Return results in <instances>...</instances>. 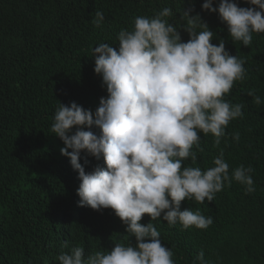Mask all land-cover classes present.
<instances>
[{
    "label": "trees",
    "instance_id": "trees-1",
    "mask_svg": "<svg viewBox=\"0 0 264 264\" xmlns=\"http://www.w3.org/2000/svg\"><path fill=\"white\" fill-rule=\"evenodd\" d=\"M218 2L213 0V6ZM236 2L250 6L247 0ZM202 3L0 0V264H59L56 258L70 247L82 246L86 258L116 243H135L114 210L78 205V172L61 154L63 142L51 125L60 103L75 101L94 111L100 97L107 96L94 72L92 49L102 42L118 48L119 32L132 30L136 16L152 17L164 8L172 10L165 19L177 27L183 42L189 39L184 11L191 8L190 15L202 19L197 31L206 23L213 31L211 43L222 39L246 69V78L235 81L224 97L243 105V117L229 122L218 147L212 134L199 133L203 152L194 145L196 163L189 158L182 167L206 170L223 149L230 174L240 165L253 169L255 191L247 193L233 181L211 202L182 201L181 210L199 209L212 217L207 229L150 221L148 214L141 223L154 224L162 243L171 248L174 264H193L200 252L209 264H264V103L255 104L248 94L251 90L264 101V32H253L250 46L234 42L218 13L202 10ZM97 11L104 14L99 27L93 23ZM237 132L239 141L232 138ZM84 158L82 152V164ZM87 159L85 171L91 172L98 165L95 157Z\"/></svg>",
    "mask_w": 264,
    "mask_h": 264
},
{
    "label": "clouds",
    "instance_id": "clouds-1",
    "mask_svg": "<svg viewBox=\"0 0 264 264\" xmlns=\"http://www.w3.org/2000/svg\"><path fill=\"white\" fill-rule=\"evenodd\" d=\"M247 3L249 7H241L236 0H219L213 6V0H203L201 8L218 13L234 42L250 46L252 33L264 32V0ZM191 11H184L187 42L165 19L172 15L170 8L152 17L136 16L132 30L119 32L118 48L102 42L92 49L94 72L107 92L95 110L75 101L58 105L51 131L63 142L61 154L78 172V205L114 210L125 232L135 237L134 244L116 243L86 258L82 246L70 247L56 258L59 264H174L173 252L154 224L141 223L144 214L170 226L207 229L212 217L199 209L181 210L182 201L211 202L233 181L247 193L255 191L253 169L240 165L230 174L223 149L206 170L182 167L189 158L196 163L194 145L203 152L199 133L212 134L218 147L229 122L243 117V105L224 97L235 81L246 78L245 61L231 55L222 39L218 45L211 43L213 31L206 23L197 31L202 19ZM103 20L97 11L94 25ZM248 94L255 104L264 103L251 90ZM232 138L239 141V133ZM87 156L95 157L98 165L91 172L85 171ZM197 262L209 264L203 252L193 264Z\"/></svg>",
    "mask_w": 264,
    "mask_h": 264
}]
</instances>
